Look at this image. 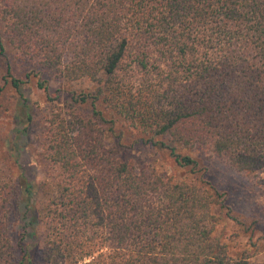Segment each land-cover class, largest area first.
Here are the masks:
<instances>
[{
	"label": "trees",
	"instance_id": "1",
	"mask_svg": "<svg viewBox=\"0 0 264 264\" xmlns=\"http://www.w3.org/2000/svg\"><path fill=\"white\" fill-rule=\"evenodd\" d=\"M0 1L1 56L11 46L61 79L94 83L49 116L46 180L1 179L0 264H33L25 233L21 257L11 241L23 215L22 229L44 228L42 264H264L214 237L222 194L139 169L105 138H122V120L181 166L197 160L177 148L200 146L264 184V0ZM5 79L23 95L10 64Z\"/></svg>",
	"mask_w": 264,
	"mask_h": 264
},
{
	"label": "rangeland",
	"instance_id": "2",
	"mask_svg": "<svg viewBox=\"0 0 264 264\" xmlns=\"http://www.w3.org/2000/svg\"><path fill=\"white\" fill-rule=\"evenodd\" d=\"M1 7L0 1V34L4 29ZM69 59L67 56L66 61ZM7 64L12 66L14 76L26 80L22 85L23 95L6 81ZM42 81L48 85L47 89L41 87ZM0 87V181L15 182L24 173L37 188L46 180L42 137L47 130L49 116L57 112L65 114V101L70 92L93 88L94 83L87 79L72 82L61 79L55 70L35 67L33 62L21 58L9 46L5 57L0 54ZM58 92L60 98L49 99ZM29 111L34 119L26 128ZM116 129V134L123 130L122 138L109 131L105 137L106 144L118 147L119 156L134 160L139 169L151 166L164 177L205 184L222 194L225 204L214 207L219 217L214 237L225 243L233 256L246 253L251 260H264V184H259L245 172L237 171L227 157L209 156L200 146L177 148V152L197 160L195 166H181L170 148L143 144L139 140L140 133L129 128L124 121L119 120ZM25 222L23 215L11 231L15 254L22 256L18 242L20 233L24 232V242L33 264H42L44 228L36 225L22 229Z\"/></svg>",
	"mask_w": 264,
	"mask_h": 264
}]
</instances>
